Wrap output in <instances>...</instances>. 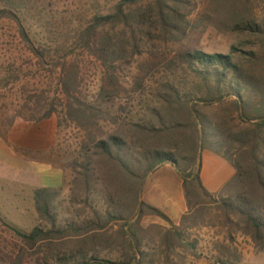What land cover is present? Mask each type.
<instances>
[{
    "label": "trees",
    "instance_id": "1",
    "mask_svg": "<svg viewBox=\"0 0 264 264\" xmlns=\"http://www.w3.org/2000/svg\"><path fill=\"white\" fill-rule=\"evenodd\" d=\"M17 11L8 4L0 20L16 26L50 79L49 91L30 98L39 116L29 120L56 116L81 140L61 166L68 198L48 174L53 188L31 189L33 225L2 222L19 246L0 264H193L196 232L206 227L226 232L214 264L242 261L234 235L264 253V0H119L93 14L69 48L36 44ZM209 27L235 40L226 54L195 47ZM131 67L137 74L125 88ZM91 69L99 78L89 99ZM204 152L234 170L218 194L203 185ZM164 165L182 180L178 224L142 199ZM63 206L71 219L60 223Z\"/></svg>",
    "mask_w": 264,
    "mask_h": 264
},
{
    "label": "rangeland",
    "instance_id": "2",
    "mask_svg": "<svg viewBox=\"0 0 264 264\" xmlns=\"http://www.w3.org/2000/svg\"><path fill=\"white\" fill-rule=\"evenodd\" d=\"M119 0H0V9L12 4L18 8L22 25L26 27L30 38L36 44L71 47L78 32L95 13L108 14ZM203 6H200L202 10ZM235 40L229 35L219 33L214 27H209L202 35L195 47L207 53L226 54ZM96 74V77L94 76ZM137 74L134 67L125 69L122 83L125 88L132 84ZM89 84V99L98 84L99 74L96 69L85 72ZM50 79L35 65L28 51L22 44L16 26L8 20H0V256L14 257L19 246L15 235L2 222L10 223L20 229L28 230L34 222L32 216L31 189L34 179H38L40 187L54 186L55 179L48 176L47 166H42L32 159L42 162L56 163L62 166L67 155L77 149L81 136L72 129H59L56 116L51 119L35 123L29 120L39 114L32 110L34 102L31 97L40 96L41 92L49 91ZM35 100V99H34ZM31 111H30V110ZM22 114L28 119L18 115ZM12 125L8 126L7 121ZM53 121L56 124L58 144L54 150L46 154H32L38 148L46 149L51 143V135L47 131L38 132L43 125ZM31 149V151L29 150ZM202 157L205 162V155ZM211 155V154H210ZM211 165L210 171L216 175L221 173L219 160ZM55 165V164H54ZM37 173L34 176L33 170ZM208 170V169H207ZM39 173V174H38ZM43 175L47 178H43ZM70 176L64 182L60 179L61 199L69 196ZM150 184L156 182L157 189L169 188L177 195L178 187L174 180H170L165 171L159 172L149 179ZM147 194L146 200L152 202L158 209L163 210L169 217L176 216L179 204L175 200L169 201L159 190ZM60 223L69 222L71 213L66 206L58 208ZM3 219V221H2ZM145 224L155 223L166 226L157 218H146ZM199 237L200 258L193 264H214L216 252L214 243L226 238V232L220 227H206L196 232ZM235 247L242 256L239 264H264V253L257 252L250 241L240 235H234Z\"/></svg>",
    "mask_w": 264,
    "mask_h": 264
},
{
    "label": "crops",
    "instance_id": "3",
    "mask_svg": "<svg viewBox=\"0 0 264 264\" xmlns=\"http://www.w3.org/2000/svg\"><path fill=\"white\" fill-rule=\"evenodd\" d=\"M45 121H47V120H45ZM42 122H44V121H42ZM37 131L38 132H44V133H45V131H47L48 132L47 135H51V143L46 149L38 148L39 150H37L36 152L31 151V149L29 148L31 153L40 155V154L50 153V151L52 152L54 150L55 146L58 144L57 140H58V134L59 133L57 132L56 124L53 123V121H51L48 124L43 125L41 127V129H39ZM205 153H207V154L205 155V162L202 159L201 179H202L203 185L211 194H218L221 192L223 186L232 178V176L234 175V170L230 166V164L227 163L224 159H222L218 156H215L211 153H208V152H205ZM203 156H204V154H202V157ZM216 159L219 160V164L221 166V173L219 175H216L213 171H210V167L215 162L214 160H216ZM31 161H35L38 164H41L42 166H44V165L47 167L50 166V168L48 169L49 171H51V172H48L49 175H53L55 178H57L56 179L57 182H59V183L61 182L60 179L62 177V170H61V167L58 166L56 163H54L55 164L54 165L52 162H42V161H38L36 159H32ZM161 171H165L167 174H169L170 180H174V182H176V185L178 187L177 195H175L174 192L171 191L169 188L161 187V189H157L158 185L156 184V182L153 184H150L151 181H149V179H152V177L156 176ZM33 173H34V176H41L39 173H38L39 175H37V174L35 175V173H37L35 171V169L33 170ZM28 185H32L36 188L41 186L40 183L38 182L37 178L33 180L32 184H28ZM156 189L159 190L163 196L167 195L166 197L169 199V201L175 200L176 202H178L179 209L175 212V214H176L175 218L172 216L169 217L168 214L162 210L175 224H178L182 215H184L186 213V206H185V201H184V197H183L182 180L180 179L178 172L174 167H172L171 165H164V166L160 167L159 169H157V171H155L151 176H149V178L146 180V182L144 184V188H143V193H142L143 201L146 202L147 204L151 205L152 202H148L146 200L147 194H150V192H153ZM151 206L155 207L154 205H151Z\"/></svg>",
    "mask_w": 264,
    "mask_h": 264
}]
</instances>
